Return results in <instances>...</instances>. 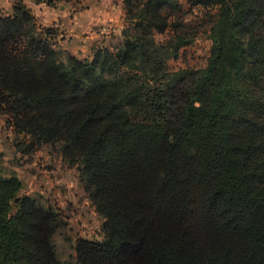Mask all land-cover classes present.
Here are the masks:
<instances>
[{"label":"trees","instance_id":"obj_1","mask_svg":"<svg viewBox=\"0 0 264 264\" xmlns=\"http://www.w3.org/2000/svg\"><path fill=\"white\" fill-rule=\"evenodd\" d=\"M124 5L121 43L91 59L61 57L22 2L0 14L6 131L76 167L104 219L61 262L60 214L0 165V264H264V0ZM204 22L211 52L193 64Z\"/></svg>","mask_w":264,"mask_h":264},{"label":"rangeland","instance_id":"obj_2","mask_svg":"<svg viewBox=\"0 0 264 264\" xmlns=\"http://www.w3.org/2000/svg\"><path fill=\"white\" fill-rule=\"evenodd\" d=\"M60 6H65L66 10L75 9L78 14L98 8L95 10H98L103 18H107L104 35L106 38L101 37L100 41L90 40L86 47L82 46L75 55L71 51L74 37L70 30L72 25L69 26L68 20H63V23L61 21L59 27L49 25L56 31L55 42L61 57L69 54L78 59H91L96 48L103 45L115 48L121 43V32L126 25L124 0H72L58 5L56 12L60 11ZM200 24L205 25H192V28H196L191 35L194 45L186 55L188 61L193 64H199L201 60L206 59L212 48V42L209 40L212 24ZM0 165L7 174L16 175L21 180L22 195L31 196L45 208L60 214L61 227L53 235V244L61 262H74L75 245L80 239H103L104 219L97 213L88 189L80 183L77 168L65 164L46 146L35 153H22L14 136L6 131L4 119H0Z\"/></svg>","mask_w":264,"mask_h":264},{"label":"crops","instance_id":"obj_3","mask_svg":"<svg viewBox=\"0 0 264 264\" xmlns=\"http://www.w3.org/2000/svg\"><path fill=\"white\" fill-rule=\"evenodd\" d=\"M42 0H0V14L8 16L13 13V7L15 3L22 2L32 9L34 16L38 24L42 27H59V23L67 19L69 22L70 30L72 31V37L74 42L71 43V51L75 55L78 49L88 44L92 39L100 41L101 37L105 39V31L107 27V18H103L99 14L98 8L90 9L91 11L84 14L76 13L75 9L66 10L65 6H60V11H55L56 8L46 6L41 2ZM40 20V21H39ZM46 22V23H44ZM86 47V46H85ZM106 46H100L103 48ZM99 48H96L99 49ZM95 52V51H94Z\"/></svg>","mask_w":264,"mask_h":264}]
</instances>
